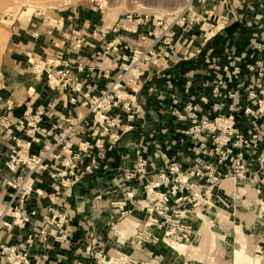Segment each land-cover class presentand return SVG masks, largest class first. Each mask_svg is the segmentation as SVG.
Segmentation results:
<instances>
[{
	"label": "crops",
	"instance_id": "obj_1",
	"mask_svg": "<svg viewBox=\"0 0 264 264\" xmlns=\"http://www.w3.org/2000/svg\"><path fill=\"white\" fill-rule=\"evenodd\" d=\"M196 5L202 20L188 32L178 28L173 44H159L155 49L157 63L143 66L138 94L141 111L132 122L133 128L123 132L116 145L106 141L104 148H94L85 155L79 163L81 168L93 158L99 161V167L71 187L56 191L49 173H40L37 185L45 189V194L33 195L25 204L28 211L37 213L24 228L7 229L0 225V242L25 241L41 226L48 209L54 207L69 212V236L65 242L53 237L46 242L37 239L30 250L33 261L98 264L93 252L103 250L107 258L124 256L136 260L135 264H264V137L256 153L247 156L251 160L248 175L230 176L215 187L212 205L205 207L202 220L196 222L199 236L193 243L186 241L181 248L164 239L145 242L140 248L133 244L144 218L135 201L144 196V191L141 181L121 183L124 171L136 162L137 151L151 161L147 178L164 167L165 155L187 167L194 142L182 139V129L188 122L180 121L173 109L182 108L191 94H206L209 103L202 106L201 114H213V104L221 99L213 93L217 85L227 105L242 102L246 87L257 75L249 65L264 59V47L259 48L264 45V0H207ZM115 20L106 17L97 6L82 4L27 21L11 17L4 21L6 24L0 21V77L6 83L4 97L16 103L12 114L21 116L29 105L44 112L43 125L52 127L66 116L82 112L83 108L70 102L66 92L51 89L33 71L31 62L62 51L74 75L87 89L98 93L111 82L116 70L107 60L100 68H91L98 52L114 35L102 39L97 29ZM122 33L128 41L136 38L134 34ZM234 66L240 68L238 73L233 72ZM231 90L237 92L236 99L227 97ZM0 111L7 113L1 105ZM51 112L55 115L49 117ZM248 121L247 116L241 117L245 131ZM125 122L131 123L126 119ZM86 129L84 126L73 140L89 138ZM41 145L34 144L32 151H38ZM9 153V142L1 139L0 213L12 191L6 180L15 176L7 166ZM223 169L230 171V165ZM121 199L132 210L125 217L113 204Z\"/></svg>",
	"mask_w": 264,
	"mask_h": 264
},
{
	"label": "built area",
	"instance_id": "obj_2",
	"mask_svg": "<svg viewBox=\"0 0 264 264\" xmlns=\"http://www.w3.org/2000/svg\"><path fill=\"white\" fill-rule=\"evenodd\" d=\"M189 1V6L180 13L124 12L114 23L97 29L102 39L114 35L105 42L104 50L98 52L91 68H100L107 60L116 70L111 82L98 93L87 89L74 75L62 51L32 60L33 71L44 78L51 89L66 92L70 102L83 108L76 116H66L52 127L43 125L44 112L29 105L21 116L13 115L11 111L16 103L4 97L6 83L0 77V105L2 110H7V113L0 111V140L9 142L7 166L15 173L6 180L12 191L0 213L1 226L24 228L31 222L37 212L28 211L25 204L33 195L41 197L45 194V189L37 185L40 173H49L56 191L71 187L99 167V161L93 158L81 168L79 163L85 155L94 148H104L106 141L116 145L122 133L133 128L132 122L141 111L138 94L142 87L143 66L157 63L155 49L159 44H173L178 28L188 32L202 20L196 3L207 0ZM122 32L134 34L136 38L128 41ZM263 47L259 45V48ZM78 68L83 70L84 66L79 64ZM249 69L256 71L257 75L246 87L242 102L232 101L227 105L217 85L213 93L221 99L213 104V114H201L202 106L209 103L206 94L199 97L191 94L182 108L173 109V114L180 121L188 122L182 129V139L189 138L194 142L187 167L165 155L164 167L147 178V167L151 161L137 151L136 162L124 171L121 184L141 181L144 191V196L135 201L136 208L144 213L143 225L134 235L135 248H140L145 242L158 243L162 239L170 245L184 241L193 243L199 236L196 222L202 220L205 207L212 205L215 187L230 176L248 175L251 160L247 156L252 157L256 153L264 137V59L250 64ZM239 71L240 68L234 66L233 72ZM236 95L233 90L227 93L232 100ZM54 115L48 113L49 117ZM243 115L249 118L247 131L241 123ZM125 119L131 123H126ZM84 126L88 129L85 132L89 138L75 142L73 138ZM34 144H42L36 152L32 151ZM98 154L103 156L102 151ZM226 165H230V171L223 169ZM113 204L119 208L121 217L132 211L126 207L125 199ZM69 220L67 210L50 207L43 215L41 226L25 241L16 244L0 242V264H45L43 260L33 261L31 248L37 239L46 242L53 237L56 241L65 242L69 236ZM93 255L98 264L136 263V260L124 256L107 258L103 250H96Z\"/></svg>",
	"mask_w": 264,
	"mask_h": 264
},
{
	"label": "rangeland",
	"instance_id": "obj_3",
	"mask_svg": "<svg viewBox=\"0 0 264 264\" xmlns=\"http://www.w3.org/2000/svg\"><path fill=\"white\" fill-rule=\"evenodd\" d=\"M55 1L57 0H0V21L4 23V21L9 20L10 17L20 18L24 21H27L34 16H50L60 11H65L69 7L76 8V6H81L82 4L97 6L99 9H101V13H104L106 14V17L111 18H117L120 13L124 12H151L158 13L159 15L165 14L164 12H166L153 9L156 7L145 8L140 5L139 0H121L120 3L114 7L105 4L104 0H58V4H55ZM180 1L182 0H155V2L161 3L165 6L176 4ZM188 1L189 0H186L187 3ZM110 4H112V1H110ZM145 5L147 4L145 3ZM209 226L211 225L209 224ZM179 248L181 247L179 246ZM243 254L240 256H243Z\"/></svg>",
	"mask_w": 264,
	"mask_h": 264
},
{
	"label": "bare ground",
	"instance_id": "obj_4",
	"mask_svg": "<svg viewBox=\"0 0 264 264\" xmlns=\"http://www.w3.org/2000/svg\"><path fill=\"white\" fill-rule=\"evenodd\" d=\"M110 1H112V4H110ZM120 1L121 0H104V3L108 4L109 6L114 7V6H117L118 3H120ZM139 2H140V5L143 6V7H156V8L161 9V11H166L167 13H180V12L184 11L185 8L188 7L189 4H190V1H188V3H187L186 0H182V1L178 2V3H176V4H172V5H169V6H165V5H162L161 3L155 2V0H139ZM54 3L58 4L59 1L57 0ZM145 3L147 5H145ZM166 12H165V14H166ZM184 242H186V241H184ZM183 243L174 244V245H171V246L179 247V246H182Z\"/></svg>",
	"mask_w": 264,
	"mask_h": 264
}]
</instances>
